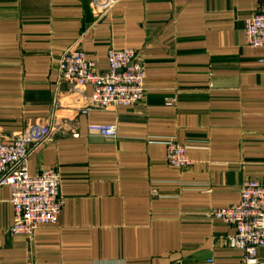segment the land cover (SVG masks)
<instances>
[{
  "label": "crops",
  "instance_id": "0c3cea01",
  "mask_svg": "<svg viewBox=\"0 0 264 264\" xmlns=\"http://www.w3.org/2000/svg\"><path fill=\"white\" fill-rule=\"evenodd\" d=\"M260 13L264 0H118L97 19L88 0H0V139L55 122L28 172L57 170L63 198L58 222L27 241L11 234V190L0 187V264H242L226 243L232 227L201 214L264 179V48L244 34ZM77 44L99 71L111 48L136 50L143 100L79 114L92 87L58 74ZM90 124L115 125L117 137ZM169 139L189 167L167 164Z\"/></svg>",
  "mask_w": 264,
  "mask_h": 264
},
{
  "label": "built area",
  "instance_id": "2783aa9c",
  "mask_svg": "<svg viewBox=\"0 0 264 264\" xmlns=\"http://www.w3.org/2000/svg\"><path fill=\"white\" fill-rule=\"evenodd\" d=\"M118 0H88L97 19L106 16ZM245 42L251 47L264 48V13L245 19ZM264 63V60H262ZM96 61L86 58L77 44L68 49L58 61L59 82L66 86L90 85L92 93L78 110L87 115L93 110H115L135 107L145 95V70L139 53L132 48H111L106 57V69L98 70ZM174 99L166 101L171 105ZM57 106V105H56ZM59 126L55 122L29 126L23 131L0 139V187L11 190L13 236L31 241L41 226L55 225L63 205L60 195L61 178L53 168L33 175L28 172L30 152L54 140ZM90 134L114 139L115 125L90 124ZM72 136L77 137L76 132ZM166 162L170 167L184 169L192 164L183 145L169 139L165 142ZM240 200L224 208H212L201 215L232 227L226 238L229 248L241 254L242 264H261L258 250L264 249V179H245L239 188Z\"/></svg>",
  "mask_w": 264,
  "mask_h": 264
}]
</instances>
